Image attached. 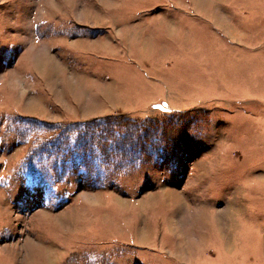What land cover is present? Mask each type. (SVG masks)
Wrapping results in <instances>:
<instances>
[{
  "label": "rangeland",
  "instance_id": "374dc122",
  "mask_svg": "<svg viewBox=\"0 0 264 264\" xmlns=\"http://www.w3.org/2000/svg\"><path fill=\"white\" fill-rule=\"evenodd\" d=\"M0 264H264V0H0Z\"/></svg>",
  "mask_w": 264,
  "mask_h": 264
},
{
  "label": "trees",
  "instance_id": "16d2710c",
  "mask_svg": "<svg viewBox=\"0 0 264 264\" xmlns=\"http://www.w3.org/2000/svg\"><path fill=\"white\" fill-rule=\"evenodd\" d=\"M130 128H132V130H134V131H137V129L134 127V126H131ZM132 141H134L133 139H130V136H129V138H128V140H125L123 143H122V147L120 146V145H118V146H116V147H121V148H116V149H122L123 150V148H127L130 144H131V142ZM136 141V140H135ZM138 144H139V142H137V143H135V146L137 147L138 146ZM83 150H84V153L85 154H90L91 156H93V155H95V153H92L91 154V152H92V147H91V145H89V144H86V142L83 144ZM130 147V146H129ZM96 156H98V155H96Z\"/></svg>",
  "mask_w": 264,
  "mask_h": 264
},
{
  "label": "crops",
  "instance_id": "0c3cea01",
  "mask_svg": "<svg viewBox=\"0 0 264 264\" xmlns=\"http://www.w3.org/2000/svg\"><path fill=\"white\" fill-rule=\"evenodd\" d=\"M202 245V244H201Z\"/></svg>",
  "mask_w": 264,
  "mask_h": 264
}]
</instances>
